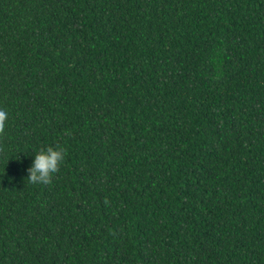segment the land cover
<instances>
[{"label": "trees", "instance_id": "16d2710c", "mask_svg": "<svg viewBox=\"0 0 264 264\" xmlns=\"http://www.w3.org/2000/svg\"><path fill=\"white\" fill-rule=\"evenodd\" d=\"M0 108V264H264V0H0Z\"/></svg>", "mask_w": 264, "mask_h": 264}, {"label": "clouds", "instance_id": "9594fccd", "mask_svg": "<svg viewBox=\"0 0 264 264\" xmlns=\"http://www.w3.org/2000/svg\"><path fill=\"white\" fill-rule=\"evenodd\" d=\"M9 119V112L0 108V157L5 155L4 139ZM66 150L57 145L42 148L35 155L32 165L27 169L29 173L27 180L31 184L49 185L52 183L53 174L58 173L62 162L65 159ZM9 162V161H8Z\"/></svg>", "mask_w": 264, "mask_h": 264}]
</instances>
